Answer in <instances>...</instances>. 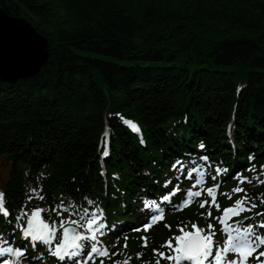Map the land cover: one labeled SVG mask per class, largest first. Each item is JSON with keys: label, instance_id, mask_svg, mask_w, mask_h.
Instances as JSON below:
<instances>
[{"label": "trees", "instance_id": "16d2710c", "mask_svg": "<svg viewBox=\"0 0 264 264\" xmlns=\"http://www.w3.org/2000/svg\"><path fill=\"white\" fill-rule=\"evenodd\" d=\"M0 7L27 18L50 49L37 75L0 80V188L10 209L26 188L42 185L44 204L90 191L114 208L125 198L129 211L136 189L156 187L173 158L201 143L226 161L250 151L264 161V0H0ZM119 116L140 124L143 144Z\"/></svg>", "mask_w": 264, "mask_h": 264}, {"label": "snow or ice", "instance_id": "6c2138e0", "mask_svg": "<svg viewBox=\"0 0 264 264\" xmlns=\"http://www.w3.org/2000/svg\"><path fill=\"white\" fill-rule=\"evenodd\" d=\"M27 38L34 46H38V41L34 36ZM37 54L38 52H33V55ZM123 123L130 126L134 132H140L139 126L134 122L124 119ZM230 132L231 125L229 126ZM104 137L105 149L103 156H107V128L104 132ZM141 143H144L142 139ZM199 148L205 149L204 143H201ZM249 159L254 160L255 157L250 156ZM200 160L203 163H196L194 166H189L182 160H177L172 165L173 170H178L181 175L187 169V179L192 183V188L186 192V198L182 203L174 205L173 208L183 210L184 207L189 206L193 202L194 198L201 197L206 192L210 198V204L208 200H204L200 203V207L204 208L209 205L207 216L211 217L212 206L220 210V205L217 202V192L220 185L215 182L219 176L227 175L229 170L217 165L215 168L216 175L211 177L213 186L205 188L203 184L206 183V180H204L206 167L211 166V161L206 154L202 155ZM255 168L256 166L253 164L248 170L254 171ZM260 168L261 174H264V165L260 166ZM179 178L180 176H177V179ZM232 178L238 179L239 185H242L245 181L252 182L248 177H243L242 173H235ZM253 179L259 180V177H253ZM259 182L264 183V180H259ZM171 183V179L166 181L162 189L160 199L165 202H170L180 192L179 185L177 184L176 187L170 188ZM30 191L35 195V198L44 199V196L40 195L42 188L39 190L32 188ZM232 192H243L244 195L236 199L232 206L224 208L221 216L216 217L222 226V232L226 234V239L222 246L216 245L214 241V236L216 235L214 225L209 223L208 230H205L193 224V230L191 231L185 230V227L178 226L180 234L169 238L163 245V247L168 249V254L159 250H154V253L161 259L167 260L169 264H249V259L254 254L258 264H264V260L261 259V257H264V251H258L261 246H264V235H260L256 231L257 227L264 229V220H261L255 226L251 223L242 226V221L229 223L232 217L239 216L242 212H251L252 209L257 207V204L249 200L246 190L241 186L233 188ZM225 195L229 199L232 198L231 194L225 193ZM32 199L33 196L28 197L29 201ZM84 200L88 205L87 207L76 205L74 201H69L67 205L62 201L61 204L57 205L56 214L61 216L58 222L55 220L48 222L42 218V213L53 211L51 207L48 209L37 207L30 213L22 208L15 216L14 228L19 229L22 240L31 242L33 250L36 249L37 242H39L46 248L48 254L56 257L59 262H66V264H90L91 262V264H96L99 258V264H105V258L112 260L113 256L121 255V253H110L109 248L102 245L100 237L104 236L108 231L114 230L117 225L113 224L109 227L103 210L93 207L94 202L91 199L85 197ZM261 203H264V199H261ZM140 211L144 212L146 219L141 228L135 229L136 231L149 230L155 223L164 218V208L148 199L144 200L143 208ZM63 212L69 213L67 219L63 218ZM0 214L5 218L10 215L9 210L5 207V194L3 192H0ZM256 215H264V212L256 213ZM73 216H76L77 219H72L71 217ZM245 219H251V217H245ZM168 227L170 228L171 226L168 225ZM143 239L146 246L147 238L144 237ZM126 247L127 244L125 243ZM26 253V247L13 246L7 240L0 239V257H7L3 259V264H22V261L27 259ZM229 254H234V257L229 259ZM136 255L139 258L142 253H137ZM40 258H43V253L40 254ZM32 259L35 260L37 258L32 257ZM129 260L130 258H125L123 261L116 260L113 261V264H129ZM156 264H161L160 259H157Z\"/></svg>", "mask_w": 264, "mask_h": 264}, {"label": "water", "instance_id": "95a60500", "mask_svg": "<svg viewBox=\"0 0 264 264\" xmlns=\"http://www.w3.org/2000/svg\"><path fill=\"white\" fill-rule=\"evenodd\" d=\"M34 36L38 46L27 38ZM38 52L33 55V52ZM50 56L49 42L23 16L9 15L0 7V80L13 83L39 73Z\"/></svg>", "mask_w": 264, "mask_h": 264}, {"label": "bare ground", "instance_id": "6f19581e", "mask_svg": "<svg viewBox=\"0 0 264 264\" xmlns=\"http://www.w3.org/2000/svg\"><path fill=\"white\" fill-rule=\"evenodd\" d=\"M246 83H247L246 81H245V83H244V82L242 83L241 81H240V82L237 81L238 88H243V87H245ZM109 151H110V150H109ZM39 186H41V188H42V185H38V187H39ZM39 188H40V187H39Z\"/></svg>", "mask_w": 264, "mask_h": 264}]
</instances>
